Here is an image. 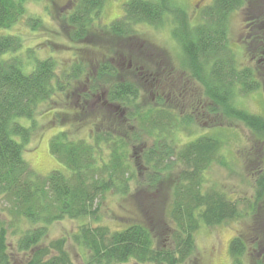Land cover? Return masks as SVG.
<instances>
[{
	"label": "trees",
	"instance_id": "16d2710c",
	"mask_svg": "<svg viewBox=\"0 0 264 264\" xmlns=\"http://www.w3.org/2000/svg\"><path fill=\"white\" fill-rule=\"evenodd\" d=\"M244 2L211 0L202 9V21L191 26L187 17L177 16L181 8L175 3L169 4L170 0H127L122 17L110 23L107 32L129 37L136 34L133 27L136 23L160 24L164 15L171 11L174 16L170 17L172 34L182 49L188 71L204 86L205 94L212 102L209 110L215 112L222 107L257 137L262 171L256 179L254 200L247 202L249 210L254 211L264 196V116L237 108L232 97L236 85L242 93L260 85L264 90V17L259 21L249 18L250 26L256 27L255 33L250 35V47L254 43L259 45L262 58L256 66H238L228 41V21L231 12ZM102 4L103 0H76L74 12L66 18L71 39L89 36V16H98ZM23 13L24 0H0V28L11 26ZM133 45L126 46L130 57L127 65L120 61L114 63L112 58L82 56L85 59L76 58L67 72L58 74L54 59L46 57L37 59L35 67L26 73L16 55L1 57L7 51L18 49L19 37L0 35V209L4 216L0 219V264H10L6 243L8 231L19 232L16 248L28 252L25 264H74L64 248L63 238L52 240L48 246L41 244L48 226L63 219L97 218L99 200L105 193H128V178L134 176L127 149L129 138H138L141 132L159 137L179 125L176 114L163 107L162 98L156 101L157 105L162 104L159 107L144 105L138 98L137 84L120 77L111 83L107 81V77L120 76L121 68L135 71L138 76L140 69L145 67ZM250 47L248 54L252 50ZM82 73H87L85 88H80L77 83ZM140 76L147 77L146 74ZM60 97L63 100L57 99ZM70 97L80 119L92 122L88 139H71L62 130L52 135L50 153L69 172L52 170L47 175H38L23 157L24 145L31 139L36 125L33 117L41 105H47L48 110H54L53 119L58 117L62 122L66 114L74 115L70 109L66 111L61 106L66 105V98ZM53 103L60 106L54 107ZM19 117L29 118L32 123L22 125L18 122ZM16 136L20 141L15 139ZM218 149L220 140L205 135L174 152L156 151L154 147L143 151L139 162L143 161L148 167L147 187L150 189L147 191L143 187L134 193L138 200L137 215L130 216L131 221L113 230L104 225H79L74 237L90 251V259L84 264H122L130 260L139 264H187L200 222L213 226L242 214L239 199H230L224 192L211 187L203 188V170L215 159ZM167 153H173V156H166ZM140 163L134 162V165ZM173 163H178L181 169L176 174L172 201L166 211L168 222L163 226V230L167 227L168 242L155 249L152 219L154 222L164 219V193L160 186L170 177ZM145 197H149L148 201H144ZM259 213L250 226L254 235L251 247L246 237L251 233H241L230 240L232 264H241L248 251L255 253L251 264H264V219ZM22 220L29 225L20 228Z\"/></svg>",
	"mask_w": 264,
	"mask_h": 264
},
{
	"label": "rangeland",
	"instance_id": "374dc122",
	"mask_svg": "<svg viewBox=\"0 0 264 264\" xmlns=\"http://www.w3.org/2000/svg\"><path fill=\"white\" fill-rule=\"evenodd\" d=\"M126 1L103 0L100 14L89 16V36L77 40L71 39L70 28L66 22L67 16L69 17L74 12L76 0H24L23 15L11 26L0 28V35L12 34L20 39V46L16 51H7L1 57L16 55L21 60L22 70L26 73L35 67L37 59L46 57L54 59L55 70L58 74L67 72L76 58L85 59L82 56H92L93 59L112 58L114 63L120 61L123 65H127L130 57L126 53V46L134 44V50L139 52L145 67H142L140 72L138 71V76L135 71L121 68L118 72L120 76L107 77V81L111 83L120 77L137 84L140 89L138 98L141 103L152 107L155 105L159 107L163 104L164 108L175 113L180 120L177 128L160 134L159 137L141 132L138 138H129L127 149L131 154L130 164L134 176L130 175L128 178V193L119 194L114 191L105 193L99 200L97 218L87 216L63 219L50 224L41 244L48 246L52 240L63 238L64 248L72 263L84 264L90 259V251L74 237L78 233L79 225H104L113 230L131 221L130 216L137 215L135 206L138 200L135 199L134 193L143 187L147 191L150 189L147 187L148 167L143 161L139 162L143 151L154 147L156 151L165 149V152H174V149L179 150L198 136L206 135L218 138L220 149L215 159L203 170V188L211 187L224 192L230 199H239L242 214L236 219L213 226L200 222V226L194 233L193 253L186 262L187 264H232L229 252L230 240L238 234L251 233L250 226L254 220L258 219L256 218L258 211H260V218L264 219V196L257 203L259 208L256 207V209L258 210L251 211L247 205L248 201L254 200L257 188L256 179L262 171L257 137L240 119L227 114L222 107H218L215 112L209 110L210 98L205 94L204 86L188 71L183 60L182 49L172 34L173 23L170 22V17L174 16L170 10L164 15L160 24L152 25L141 22L133 25L136 32V34L133 33V37L131 35L121 37L107 32L108 25L122 17ZM173 3L181 8L177 16L182 19L187 17L189 25L194 26L202 21V9L211 3V0H170L169 4ZM263 17L264 0H245L243 6L229 15L228 41L238 66L247 64L256 66L258 60L262 58L259 55V45L254 43L250 47V35L255 33L256 27L255 25L250 26L249 18L259 21ZM35 18L39 21H32ZM249 47L252 50L248 54ZM141 74H146L147 77H141ZM86 75L87 73H82L77 81L80 88L86 87ZM261 81H263L262 77ZM262 86L242 93L239 91V85H236L235 94L232 97L233 104L237 108L264 116ZM99 91L98 88L97 92ZM158 98H162L164 103L157 105ZM57 99L63 100L61 97ZM70 99L71 97L66 98V105L62 104L63 101L60 104L64 110L70 109L74 115L67 112L68 115L64 116L62 122L58 117L53 119L54 110H48L47 105H41L33 117L36 125L31 139L24 145L23 157L38 175H47L52 170H59L66 174L69 172L68 168L50 153L49 139L52 135L62 130L66 131L71 139H88L92 122L86 118L80 119L81 116L77 115L78 112ZM52 106L60 105L53 103ZM18 122L25 126L32 123L26 117H19ZM15 139L20 141L17 136ZM169 154L173 156V153H167L166 156ZM134 162L142 165L135 166ZM180 169L178 163H173L170 177L164 185L161 183L160 186L164 193L162 205L165 206V210L164 215L162 213L163 220L154 222L152 219L155 226L152 244L155 249H159L161 244L166 245L168 242L167 227L163 230V226L168 222L166 211L172 201V188ZM148 198L145 197L144 201H148ZM159 205L161 206V202ZM160 206L156 213L158 219ZM1 218L4 219V216L0 209ZM28 225L29 223L25 220L19 224L20 228ZM19 236L18 231L14 233L8 231L6 234L10 264H25L28 259V252L16 248V240ZM253 236V233L246 236L249 240L247 241L249 247H251L250 241L253 240ZM253 256H255L254 252H246L241 264H251ZM122 264L139 263L130 260Z\"/></svg>",
	"mask_w": 264,
	"mask_h": 264
}]
</instances>
